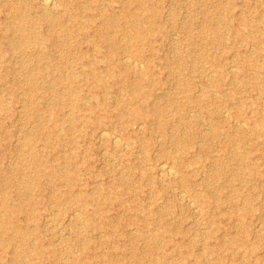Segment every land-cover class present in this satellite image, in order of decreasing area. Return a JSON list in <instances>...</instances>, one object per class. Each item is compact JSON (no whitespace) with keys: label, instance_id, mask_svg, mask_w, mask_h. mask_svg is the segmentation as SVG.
<instances>
[{"label":"rangeland","instance_id":"1","mask_svg":"<svg viewBox=\"0 0 264 264\" xmlns=\"http://www.w3.org/2000/svg\"><path fill=\"white\" fill-rule=\"evenodd\" d=\"M20 1L0 0V197L23 205L25 235L11 241L0 227V264H264V0H141L158 8L152 33L122 1L56 0L57 24L36 25L44 43L23 50L10 36L29 20L6 5ZM22 2L29 18L52 13L40 0ZM88 2L112 19L127 9L106 28L112 52L95 49L90 28L77 30ZM131 26L150 47L128 39L122 27ZM48 32L68 45L49 46ZM109 54L122 76H106ZM93 66L106 87L90 85ZM159 103V121L123 128L120 109ZM99 123L124 129L119 145L100 137ZM32 152L43 172L66 166L77 184L35 189ZM177 157L186 185L157 164ZM76 190L83 211L72 196L49 197Z\"/></svg>","mask_w":264,"mask_h":264},{"label":"bare ground","instance_id":"2","mask_svg":"<svg viewBox=\"0 0 264 264\" xmlns=\"http://www.w3.org/2000/svg\"><path fill=\"white\" fill-rule=\"evenodd\" d=\"M22 1L23 0H21L20 3H18V4H16V3L10 4L8 2L6 5L12 11L18 12L19 15L21 16L22 20H29V29L28 30L25 29L24 26H22V27L20 26L18 29L14 30L15 34H12V36H10V38L13 41H15L20 46V48L23 50L24 46L30 40H32L34 43H36L39 46L44 43L43 42L44 37L40 32H38L36 30V25L40 24L41 22H47L50 26L56 25L57 24L56 17L59 13H61L62 9L59 7V4L56 3V0H40V3L43 4L44 6H46L44 8V10H47V7L51 8L52 10L51 9L50 10L52 13H47L46 11H44L37 18H33V17L29 18L30 13L28 12L25 5L22 4L23 3ZM117 1L124 2L126 8L129 10L123 9L121 11V14L114 19H112V17H108L106 15V13L101 8H99V6L94 2H88V4L82 5L80 8L83 11L90 10L91 15L90 14L88 15L90 18L79 21L76 24L77 30L78 31H87V29H89V28L91 29L87 32H88V36L91 37L94 41L95 49H101L102 47H106V48H108L109 52L113 51V46L116 43V39L114 40V38H112V35H110L108 32H106V28L112 22L120 23L121 20L123 21V18L126 17L124 14L125 10L133 12V15L135 16V21L137 22L136 24H142V21L144 23H147L148 25H146L147 27L145 29L147 32L152 33L158 29V27H157L158 21L155 17V15L158 14L157 13L158 8L154 7L156 9L151 10V8H149L141 0H117ZM58 3H59V1H58ZM132 4L137 5V6H135L134 10H132V8H133ZM96 8H97V11H96ZM91 10H93V13L91 12ZM94 15L99 16V18L101 19V21L99 23L92 19V17ZM143 26H145V25H143ZM15 27L16 26H14L12 29H14ZM6 28H8V26ZM122 31L125 33V35L128 37V39L135 40L134 42H135L136 46L144 47L145 45H147L148 47H150L149 40L146 42V44H144L142 42L143 36L141 33V29L139 27H136V26H135V28H133V26H131L130 28L122 27ZM45 39L49 41V46L50 45H55V46L57 45V46H64L65 47L66 45H68L67 39H63V40L59 41L56 38V35L53 33L48 32ZM206 39L209 40V38H206ZM36 54L38 57H46L49 54V52L37 49ZM107 60H108V62L106 63V66H107L106 76L112 77V78L122 76V72H120V71L117 72L115 69V66H113L114 57L112 56V54L108 55ZM133 64L135 66H137L136 63L133 62ZM184 64H185V62H184ZM192 64L193 63L191 62L190 65H192ZM147 68H148V66H146L142 70L139 69V73L141 75H144L146 73ZM136 69H138V68L136 67ZM20 72H21V69H20ZM39 74H40V70L38 69L37 76H39ZM88 74H90L91 80L89 83L91 86H93L95 88L106 87L104 76L98 74L97 68L95 66L89 68ZM75 79H76V77L72 73L68 74L66 76V80H67L69 87L73 86L72 84H73V82H75ZM53 84L51 86H53ZM130 85H136V83H133ZM135 87L136 86L132 87L133 89H132L131 93L133 95L135 93H137V90H135ZM147 101H148V97H145L144 101L142 100V106L145 102L147 103ZM155 102L158 103V100H156ZM135 110L136 109L132 107L130 109L123 108V109H120L118 111L117 114L122 120L123 128L125 125H129L131 123H133V124L138 123V120H142L143 124H146L150 121H157V120L159 121V119L165 113V108L160 103L156 105V108L144 109L145 111L142 113L137 112ZM100 123L98 126V128H99L98 134L100 135V137L112 135V138H113L115 144L119 145L120 142L122 141L121 139H124L122 135L124 134L123 130L125 128L123 130L117 129L119 131L118 132V131L111 130V128H109L110 125H108V124L107 125L106 124L100 125ZM39 129H40V127H39ZM32 159H33L34 165L37 167L36 168L35 183L33 185V187L35 189L39 190L44 184L47 187L51 188L55 182H59L60 184H64L66 187H70V188L72 186H75V184H77L76 183L78 180L77 173L74 170L69 169L66 166L63 168H60V169H57V166H52L49 168L48 172L45 173V172H43V169L41 168L43 166L41 153L40 152H37V153L32 152ZM180 160H182V159L177 157V158H174L172 160V162L171 161H163V162H159L157 164L159 165V168H160V171L162 174L165 173L167 175H170L173 177V179L177 180V182H179L183 185H186V182H187L186 179L187 178L185 177L184 173L182 172ZM51 165H54V164H51ZM56 172H59L58 176H55ZM177 173L178 174L180 173V176H178ZM28 191H29V188H23L22 191H19V194H21V193L25 194ZM82 193L83 192L78 191V190L70 191L67 193H56V192L52 191L51 193H49V197L54 199V201L56 203L62 204L64 201L66 202L68 200L69 196H72L77 201V202H75L77 205L76 211H83L85 204H84V202L80 203V201H82L81 200V198L83 196ZM193 195H194L193 198L198 199L199 196L197 193H194ZM0 204L3 207L0 210V221L2 222L0 227H1V230L3 233V236H5V238L10 239L12 241L13 239L17 238V236L25 235L24 227L21 226L20 223L18 222V219H19L18 216L26 213L25 209L23 208V205L19 203L15 207H11L9 205V197L7 194L0 197ZM35 209H36L35 206L32 205V207L29 209L30 215H28V217H34L35 218V217L39 216V213H37Z\"/></svg>","mask_w":264,"mask_h":264}]
</instances>
